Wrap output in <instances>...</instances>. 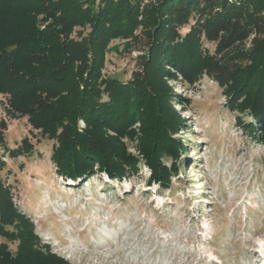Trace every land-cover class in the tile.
<instances>
[{
    "label": "trees",
    "instance_id": "16d2710c",
    "mask_svg": "<svg viewBox=\"0 0 264 264\" xmlns=\"http://www.w3.org/2000/svg\"><path fill=\"white\" fill-rule=\"evenodd\" d=\"M139 29L142 70L126 82L106 76L111 42L130 47ZM205 76L224 90L238 126L264 144V0H0V94L55 141L56 172L75 183L101 173L122 182L143 163L148 184L170 186L186 150L175 135L188 121L169 80L195 85ZM32 150L25 139L10 154ZM0 239V264H72L42 244L1 179Z\"/></svg>",
    "mask_w": 264,
    "mask_h": 264
},
{
    "label": "rangeland",
    "instance_id": "374dc122",
    "mask_svg": "<svg viewBox=\"0 0 264 264\" xmlns=\"http://www.w3.org/2000/svg\"><path fill=\"white\" fill-rule=\"evenodd\" d=\"M140 32L130 47L126 40L111 42L106 76L126 82L142 70L146 47ZM205 48L214 53L215 44ZM169 84L177 95L173 107L188 123L175 135L186 148L181 174L165 188L148 184L143 163L122 182L109 184L95 174L62 183L51 160L55 141L42 137L0 94V123L7 125L0 179L42 244L72 264L264 263V144L238 126L224 90L209 77L195 85ZM25 139L33 150L10 154ZM8 243L14 252L16 243Z\"/></svg>",
    "mask_w": 264,
    "mask_h": 264
}]
</instances>
